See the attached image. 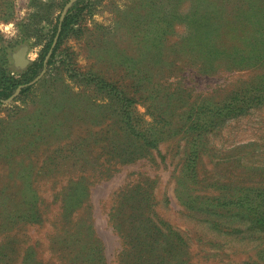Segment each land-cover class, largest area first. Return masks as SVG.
Listing matches in <instances>:
<instances>
[{
	"label": "rangeland",
	"instance_id": "374dc122",
	"mask_svg": "<svg viewBox=\"0 0 264 264\" xmlns=\"http://www.w3.org/2000/svg\"><path fill=\"white\" fill-rule=\"evenodd\" d=\"M74 1L0 0V21H15L19 30L13 39L0 36V71L25 83L26 88L0 100V254L1 245L10 240V231L7 234L4 227L12 225L9 221L13 218L17 220L13 229L20 253L34 246L42 264H74L70 253L81 249L80 245L58 246L53 241L58 233L77 230L92 233L100 241L106 264H131L127 245L119 235L125 237L138 227L151 230L157 223L158 243L165 246L168 241L179 244L181 240L188 245L185 254L172 251L164 255L171 264H264V229L251 223V216L239 208L224 209L216 200L219 206L211 205L219 195L239 188L244 189L242 196L247 193L249 199H264V100L259 103L253 99L239 111L224 101L237 88L246 87L250 95L256 94L254 90L264 92V30L256 33L262 28L260 24L264 27V0H248L252 9L244 30L247 34L230 39L244 49L242 44H248L249 60L233 64L228 72L207 75H197L189 68V54L178 62L183 65V84L191 91L189 101L199 102L206 96L209 106L196 104L185 112V106L163 105L167 103L163 98L157 106L164 113L163 119L152 123L151 118L146 119L150 116L145 107L137 104L132 120L139 129L152 132L155 126L160 131L173 127L170 134H160L162 139L158 148L151 150V161L107 166L102 178L91 177L90 197L71 211L74 198L61 189L70 172L79 168L71 158L73 147L82 142L92 145L91 140L99 141L104 134L111 138L110 131L121 128L118 105L85 76L93 73L134 86L141 69L139 60L151 55L150 28L166 25L168 20L161 18L167 12L174 11L180 17L188 10L185 0L176 4V0H163L160 6L150 4L155 0H93L80 7L81 15L63 35L51 64L32 76L28 68L44 54L56 21L67 14ZM223 2L228 8L246 6V0ZM25 7L35 11L21 17L20 10ZM172 25L174 34L161 39L157 49L165 51L174 45L187 28L179 19ZM239 28L235 27L236 31ZM23 45H27V53L35 46L43 47L36 61L17 69L11 53ZM174 79L165 82L158 72L148 86L151 91L180 87ZM232 103L241 105L238 99ZM210 111L221 115L212 116ZM120 134L125 141L128 134L123 128ZM138 141L132 138L131 143ZM95 154L96 150L86 147L83 156L90 159ZM86 168L96 171L104 165L91 160ZM143 176L151 179L148 204L126 197L137 194L135 185ZM248 187L258 189L251 193L246 191ZM31 202L44 218L39 226L24 225L23 219H18ZM68 209L70 219H63ZM113 213L118 218L115 224L110 219ZM82 245H86L84 241ZM180 258L186 261L180 262Z\"/></svg>",
	"mask_w": 264,
	"mask_h": 264
},
{
	"label": "trees",
	"instance_id": "16d2710c",
	"mask_svg": "<svg viewBox=\"0 0 264 264\" xmlns=\"http://www.w3.org/2000/svg\"><path fill=\"white\" fill-rule=\"evenodd\" d=\"M91 1L93 0H75L71 4L67 14L61 21L60 32L53 51L44 64L45 57L52 45L53 38L57 33L59 20L56 21L53 27V38L47 44L44 54L40 57L39 61L33 63V65L28 68L32 76L38 75L45 65L51 64L54 52L60 45L63 35L70 30L76 18L81 15L80 7H83L84 5L89 6L92 4ZM178 1L179 0H176L175 4ZM185 1L188 3V10L186 13L177 17L178 15L174 11L167 12L166 16L163 14L162 18L158 17V19L161 18L168 20L166 25H156L150 28L151 55L139 60L141 69L138 70L137 76L135 77L136 81L134 86H123L116 80L106 79L93 73H87L85 76L87 82L94 84L106 94V97L110 101H113L118 105L121 118V128H123L128 135L127 139L123 141L120 134L121 128L118 127V129L114 128L110 131L113 134V137L111 138L105 137L104 134L99 139L100 142L91 140V143H93L92 145L82 142L73 147L72 157H70L73 159L75 165H79V168L73 174L70 172L68 182L61 189L74 198V201L70 206L71 211H75L81 207L82 203L90 197V186L92 185V182H90L89 179H91V177L92 179L102 178L106 175V170H108L106 168L107 166L121 167L135 163L138 160L151 161L153 159L151 150H156L158 148V144L162 139L160 134H170L173 127L166 131H160L158 126H155L154 129H151L152 132L150 130L145 131L139 129L132 120L133 109L137 104H142L145 107L152 123H157V120L163 119L162 115L164 113H161L157 108V106H161L160 99L163 98L164 100H167V103H163V105L180 108L185 106L188 108L185 112H190L196 108V104H199L200 108H207L209 106L211 102L206 96L199 99V102L189 101L191 91L183 84L181 73L183 65L178 63L179 61L185 58L187 59L189 54L191 58L186 61L189 64V68H194L195 71L198 72L197 75H207L210 72H228L233 67V64H240L250 59V57L247 56L248 53L246 50L248 44H242V46L245 47L244 49L234 41L230 40H235V36H238L239 38V33L240 37L247 34L244 30L248 29L250 21L247 19V16L252 9L250 3L247 4L248 0H246V6L240 5L241 7H238L236 5L231 8L225 6V2H223L224 0ZM215 1L220 5L213 4ZM219 1L222 2L219 3ZM150 4L153 6L164 5L163 0H155ZM204 5L205 9H203ZM158 14L159 12H156L155 15ZM178 19L180 23H184L185 27H187L184 30V34L180 36V39H177V41L174 42V45L169 46L165 51L157 49V44L161 39L166 40L169 38V35L174 34L172 22ZM260 26L264 28L262 24H260ZM235 27L240 28L236 31ZM262 28L257 29L256 33L264 30ZM234 31L236 32L234 33ZM195 59L197 60V63H195ZM117 61L116 63L119 64ZM164 66L168 69H163ZM158 72L161 79H164L165 82L169 81V78H175L174 82L181 86L175 89L163 87V89L151 91L152 88H149L148 85L153 84V79H155ZM23 84L25 83L20 82L13 77H9L8 72L0 71V100H5L11 97L19 86H21L20 92L25 91L26 88L23 87ZM247 92L248 89L246 87L237 88L230 91V94L232 95L224 99V101L229 104L232 110L239 111L242 110L245 105L249 106L253 99H256L259 103L264 100V92L260 93L254 90L256 93L255 95H250ZM242 93H244V95H242ZM234 96L236 97L232 100V97ZM235 99H238V103H241V105L238 106L236 103L231 104ZM210 113L212 116L221 115L218 111H214V113L213 111H210ZM132 138L139 140V143H131ZM94 146L98 147L95 148ZM86 147L87 150H96L95 157H90V159L86 157V159L83 156V154L86 153ZM91 160L96 164L104 165V168L101 170L95 169L96 171L93 170L94 168H86V164ZM150 184L151 179L145 176L141 177L135 185L137 194L132 197L127 195L126 197L136 199L137 203L144 202L148 204L149 198L151 197V192H149L148 188ZM257 189L258 188L255 187H248L246 188V191L253 193ZM243 190V188L232 189V191L228 190L214 199V203H211V205L213 207L220 205L227 210L239 208L251 216V223L256 224L258 228L260 227L261 229H264V199H249V194L247 193L242 196ZM64 196L66 195L64 194ZM215 200L219 205H215ZM34 204L35 202L28 203V210L21 218H18L19 220L23 219L22 222L24 225L39 226L44 221L40 208L35 207ZM69 209L65 214L62 211L64 214V216H62L63 219H70V216L67 215L70 212ZM132 213L133 212H131V214ZM117 215L119 214L117 213ZM114 216H116L114 213L110 215L113 224L118 220V218ZM132 216H135L134 213ZM9 223L12 225H6L4 230L7 234L8 231H10V234L7 236L10 240L7 245H1L2 252L0 254V261L2 260L3 264H13V262L18 259L20 264H42L41 259H37L36 257L35 249H33L34 246H27L26 249L20 253L21 247H19V241L14 237L15 231L13 229L14 224H17V220L12 218ZM139 228L140 227L135 229L137 231L127 233L125 237L119 235V237L124 239V242L127 245L128 254L126 255L131 257V264H171V260L166 259L164 256L165 254H169L172 251H178L185 254V248L188 246L185 241L182 242L180 240L179 244L168 241L165 246L158 243L157 237L160 228L157 223L152 225L151 230L145 227L140 228L141 230H139ZM85 235L88 238L84 239ZM55 238L56 239L53 242L58 246H68L73 244L74 246L80 245L79 247L81 249H77L73 253H70L71 257L72 255L73 257H70L69 260H73L74 264H106L104 248L92 233L85 234L77 230L72 234H67L65 232L62 234L58 233ZM82 241L86 244L82 245L83 247L81 246ZM153 244H155V246H153ZM179 260L180 262L186 261L184 258H180Z\"/></svg>",
	"mask_w": 264,
	"mask_h": 264
},
{
	"label": "clouds",
	"instance_id": "9594fccd",
	"mask_svg": "<svg viewBox=\"0 0 264 264\" xmlns=\"http://www.w3.org/2000/svg\"><path fill=\"white\" fill-rule=\"evenodd\" d=\"M35 9L34 8H22L20 10L19 15L21 17H26L27 15H29L30 13L34 12ZM98 20L100 19V17H96ZM18 28L16 26L15 21H9V22H3L0 21V36H3L4 39L9 40V39H13L17 36L18 34ZM43 46L39 45V46H35L33 48H31V50L27 53L26 59L29 62H34L39 58V54L41 51V48ZM15 75V73H13ZM142 113L145 112V109L143 107H140L139 109ZM146 119H150V117H146Z\"/></svg>",
	"mask_w": 264,
	"mask_h": 264
},
{
	"label": "water",
	"instance_id": "95a60500",
	"mask_svg": "<svg viewBox=\"0 0 264 264\" xmlns=\"http://www.w3.org/2000/svg\"><path fill=\"white\" fill-rule=\"evenodd\" d=\"M67 6H69V5H67ZM66 8H65V10H66ZM63 17H64V15L62 14L60 16V19H59L57 33H56V35H55V37L53 39L52 45H51V50L55 46V44L57 42V38H58V35H59V32H60V27H61L60 24H61V21L63 20ZM27 50H28L27 45H23L17 51L11 53V57L13 59V64H14V66L17 69H22V68H24L29 63V61L25 58V55L27 53ZM51 50L46 55L45 60H44V64L46 63V61H47V59H48V57H49V55L51 53ZM42 73H43V71H42ZM20 88H21V86L18 87L17 92L20 90Z\"/></svg>",
	"mask_w": 264,
	"mask_h": 264
}]
</instances>
